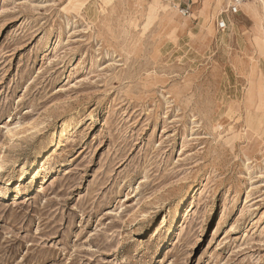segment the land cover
I'll return each mask as SVG.
<instances>
[{"label":"rangeland","instance_id":"rangeland-1","mask_svg":"<svg viewBox=\"0 0 264 264\" xmlns=\"http://www.w3.org/2000/svg\"><path fill=\"white\" fill-rule=\"evenodd\" d=\"M0 264H264V0H0Z\"/></svg>","mask_w":264,"mask_h":264},{"label":"bare ground","instance_id":"bare-ground-1","mask_svg":"<svg viewBox=\"0 0 264 264\" xmlns=\"http://www.w3.org/2000/svg\"><path fill=\"white\" fill-rule=\"evenodd\" d=\"M58 138H60L59 142H61V141H62V136H58L56 139H54V140H53V142H57L56 140H57ZM55 144H57V143H55ZM37 174H38V173H35V174H34V177H33V178H34V180H36V179H37ZM24 175H25V173H22V174L20 175V176H21V178H24ZM10 181H11V179L8 181V183H10Z\"/></svg>","mask_w":264,"mask_h":264}]
</instances>
